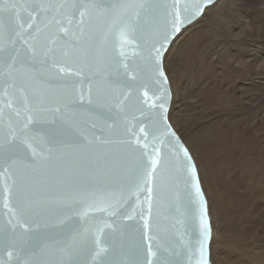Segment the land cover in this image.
<instances>
[{
	"label": "snow or ice",
	"instance_id": "1",
	"mask_svg": "<svg viewBox=\"0 0 264 264\" xmlns=\"http://www.w3.org/2000/svg\"><path fill=\"white\" fill-rule=\"evenodd\" d=\"M212 2L0 0V193L8 217L0 226L8 259L0 264H52L39 259L50 243L68 257L56 264H73L74 252L86 256L78 264H210L207 202L197 165L168 123L164 59L176 34ZM101 60L114 78L106 75L108 91L94 96ZM37 66L47 74L40 83L62 88V97L37 88ZM145 70L151 95L135 83ZM145 110L147 122L128 120ZM84 111L107 127L94 131L79 118ZM120 124L115 178L65 182L60 207H44L35 174L71 148L113 143ZM94 210L111 222L88 226ZM44 215L58 217L64 231L32 240Z\"/></svg>",
	"mask_w": 264,
	"mask_h": 264
},
{
	"label": "bare ground",
	"instance_id": "2",
	"mask_svg": "<svg viewBox=\"0 0 264 264\" xmlns=\"http://www.w3.org/2000/svg\"><path fill=\"white\" fill-rule=\"evenodd\" d=\"M181 57L201 108L211 113L201 137L186 134L209 193L210 264H264V133L258 134L264 129V0H217L171 43L164 70L172 93L168 117L183 120L175 126L184 125L179 96L189 87Z\"/></svg>",
	"mask_w": 264,
	"mask_h": 264
},
{
	"label": "water",
	"instance_id": "3",
	"mask_svg": "<svg viewBox=\"0 0 264 264\" xmlns=\"http://www.w3.org/2000/svg\"><path fill=\"white\" fill-rule=\"evenodd\" d=\"M217 0H213L211 4L204 8L203 12L196 16L191 22L184 25L181 29L184 30L189 25L197 21L204 13L205 9L212 6ZM10 2H16V0H10ZM5 14H0V18H4ZM180 31V32H181ZM180 33L176 34L175 38ZM174 38V39H175ZM172 40V42L174 41ZM171 42V43H172ZM171 45V44H170ZM169 45V47H170ZM131 63V61H130ZM99 73L96 78V85L94 88L93 95L103 96L108 89L105 86L104 77L108 75L110 78L111 74L108 72L107 67L104 65L101 60L99 64ZM35 75L37 77V88H39L45 96H51L54 100L59 99L63 96L64 91L62 88H59L55 85H49L40 83L47 79V74L44 72L43 68L37 66ZM75 78V77H74ZM137 87L140 91L148 90L149 95L152 94L153 85L150 81V73L145 70L144 74L139 78L137 82ZM168 88L170 91L169 83ZM136 89H134V92ZM171 104V92L170 100L168 102V112ZM46 106H51L50 103L46 102ZM136 115L139 120L147 122V110H145V116H140L139 113H131L128 115V120H132V115ZM168 115V113H167ZM81 120L91 121L97 125L98 131L99 128H106L107 125L103 121L92 117L86 111L78 114ZM14 118V117H13ZM7 115L4 119V124H7ZM123 119V117H120ZM135 123V122H133ZM169 123V121H168ZM170 125V123H169ZM88 124L82 127H90ZM171 126V125H170ZM124 125L120 124V132L112 133L110 138L113 140V143L103 144V143H94L87 145L82 148H71L67 151L66 155H61L56 160L50 162L49 167L42 168L34 176V187L33 191L37 192L42 199V204L48 209H58L60 207L61 201L60 196L63 194L65 182L67 183H87V184H106L111 182L115 178L117 171L118 163L123 156V146L118 142L122 136V129ZM50 128L53 134H56L59 131V128L56 124H51ZM172 131L174 129L171 127ZM138 133V127L133 129ZM175 132V131H174ZM176 133V132H175ZM176 136L179 137L176 133ZM180 139V138H179ZM181 141V139H180ZM181 143H183L181 141ZM184 145V144H183ZM185 146V145H184ZM186 147V146H185ZM166 149H162V152H166ZM51 196L52 199L48 200L46 197ZM206 200V199H205ZM3 195L0 193V226H3L5 220L8 218L6 210L3 208ZM90 216L93 219L89 220L88 226H94L96 224H102L104 221L111 222L110 217L103 211L94 210L90 213ZM58 217L51 215H44L40 221L39 226L36 228L35 233L31 237L32 240H40L44 234L48 235H59L63 233L64 229L57 227ZM168 222L162 221V228H167ZM105 231H108L107 229ZM211 241V240H210ZM210 245V243H209ZM62 244H48L44 247V250L40 253L39 259L45 261H51L52 264H56L59 261H67L68 257L64 256L59 248L62 247ZM5 243L2 237H0V259L7 260V256L4 252ZM86 259L84 254L73 253L71 260L73 264H78V262Z\"/></svg>",
	"mask_w": 264,
	"mask_h": 264
},
{
	"label": "rangeland",
	"instance_id": "4",
	"mask_svg": "<svg viewBox=\"0 0 264 264\" xmlns=\"http://www.w3.org/2000/svg\"><path fill=\"white\" fill-rule=\"evenodd\" d=\"M253 38H254V40L252 41V43L254 42V43H256L257 41H258V38L256 37V35H253ZM256 41V42H255ZM254 43H253V45L251 44V47H253L254 48ZM184 61H186V59L184 58V57H181V61H180V64H182L181 66L183 67V69L181 68V70H180V72H182L183 74H185L186 73V70H187V74L186 75H188V66H187V64H188V62L187 63H185L186 65H183L184 64ZM173 63H175V60L173 61ZM164 64H165V62H164ZM184 66H186L185 67V69H184ZM165 68V67H164ZM183 71H185V73L183 72ZM165 74H166V76H167V78H168V76H169V74H167V72H166V69H165ZM170 77V76H169ZM186 78V80L187 81H185V86H189L188 87V89L185 87V95L184 96H179V99H181L182 101L181 102H184L183 103V111H184V113H183V115L184 114H186V115H184V125L182 126V124L180 125V126H177L178 125V123H181L183 120H181V121H179V119L178 120H176L175 121V119H172V117L170 118V116L168 117V120H169V123H170V125H171V127L174 129V131L177 133V135L179 136V138L181 139V141L183 142V144L186 146V148L188 149V144L187 143H190V142H188V139H189V137H187V135L186 134H189V132L187 131V130H189L190 132H191V137L193 136L194 138H196L197 139V137L198 136H202V134L200 133V129L203 127V122L205 121V120H207V117L208 116H210V112L208 111H206L205 109H203V107L201 108V104L199 103V101L200 100H198V95H197V88H196V85H195V83L194 82H191V76L190 75H188L187 77H185ZM190 78V79H189ZM190 80V81H189ZM189 81V82H188ZM168 83H169V81H168ZM191 83V84H190ZM189 84V85H188ZM192 85V86H191ZM169 87H170V85H169ZM191 87V88H190ZM196 88V90H195V88ZM191 89V90H190ZM188 91V94H187V91ZM195 90V91H194ZM190 91V92H189ZM170 92H171V88H170ZM171 100H172V93H171ZM190 100V101H189ZM193 101V102H192ZM191 103H195V104H191ZM199 103V104H198ZM187 104V105H186ZM189 104V105H188ZM198 104V105H197ZM200 105V106H199ZM199 106V107H198ZM196 109V110H195ZM203 111H202V110ZM196 111V112H195ZM197 112H198V116H197ZM204 113H206V114H204ZM190 116V117H189ZM192 116V117H191ZM197 116V117H196ZM201 116V117H200ZM186 117V118H185ZM187 117H189V119L187 118ZM197 118V119H196ZM203 118V119H202ZM187 119V120H186ZM202 119V120H201ZM205 119V120H204ZM173 120V121H172ZM175 121V122H174ZM188 121V122H187ZM186 123H188V124H186ZM189 123H190V126L188 127V125H189ZM174 124H177L176 126L174 125ZM193 125V126H192ZM187 126V127H186ZM175 128H176V130H175ZM182 128V129H181ZM183 128H185V129H183ZM192 128V129H191ZM183 130V131H182ZM180 133H179V132ZM182 131V132H181ZM193 131V132H192ZM186 132V133H185ZM199 133H200V135H199ZM264 133V129L262 130V131H260L258 134L260 135V134H263ZM197 134V135H196ZM190 137V139H192ZM189 150V149H188ZM189 153H190V151H189ZM199 174V173H198ZM199 178H200V176H199ZM200 182H201V179H200ZM201 188H202V191H203V193H204V196H205V199H206V202H207V198H206V196H209V193H207V191L205 190H203V187H202V184H201ZM263 193V192H262ZM206 194V195H205ZM207 207H208V202H207ZM208 212H209V210H208ZM261 212V213H260ZM259 214H261L260 215V217H261V220H262V222H261V230H260V232H259V239L260 240H264V218H263V216H264V204H262L261 206H260V208H259ZM209 218H210V215H209ZM210 222H211V220H210ZM211 227H212V225H211ZM262 234V235H261ZM210 246H211V244H210ZM229 247V246H228ZM210 249V248H209ZM230 249V248H229ZM209 252H210V250H209ZM210 263H211V261H210Z\"/></svg>",
	"mask_w": 264,
	"mask_h": 264
}]
</instances>
